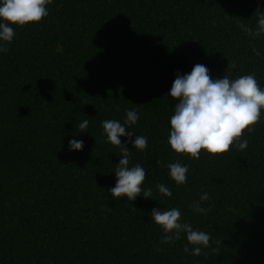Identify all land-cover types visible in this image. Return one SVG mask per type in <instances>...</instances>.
<instances>
[{"label": "trees", "instance_id": "trees-1", "mask_svg": "<svg viewBox=\"0 0 264 264\" xmlns=\"http://www.w3.org/2000/svg\"><path fill=\"white\" fill-rule=\"evenodd\" d=\"M47 8L39 23L9 25L15 37L0 52V264H264V109L243 151L201 150L195 160L167 142L177 73L196 64L214 79L255 73L264 89V36L242 28L255 27L264 0H52ZM128 110L139 119L126 131L148 139L139 151L120 137L129 167L146 171L134 201L111 197L121 149L102 128L109 119L123 125ZM72 139L83 149L70 151ZM176 162L189 169L179 186L166 167ZM205 192L206 216L189 207ZM155 208H178L210 247L185 253L195 247L186 233L161 243Z\"/></svg>", "mask_w": 264, "mask_h": 264}, {"label": "clouds", "instance_id": "clouds-1", "mask_svg": "<svg viewBox=\"0 0 264 264\" xmlns=\"http://www.w3.org/2000/svg\"><path fill=\"white\" fill-rule=\"evenodd\" d=\"M259 2V0H258ZM52 0H0V52H7V44L15 37L13 27L24 26L29 23H39L48 16L47 5ZM257 23L255 27L242 26L243 31L253 38L264 36V12L256 10ZM235 65H233L234 67ZM168 95L177 103L174 114L170 118V132L168 144L177 154L187 155L192 159L200 158L201 150L212 155H222L235 145L243 151L249 141L243 139L245 131L251 133L255 125L261 121V110L264 109V89L255 77V73L230 79L212 78L209 69L203 64H196L190 73H177ZM139 114L135 110L126 111V120L122 125L118 120L102 121L103 133L107 142L121 149L120 161L115 168L116 184L109 189L113 199L126 197L134 201L141 196L142 184L146 178V171L140 165L129 167L131 151L127 143L122 144L120 137H127L134 149L144 151L148 147L145 136L135 135L126 131V125L137 123ZM89 120L78 124L81 132H85ZM70 151L82 150L83 140H69ZM159 163V162H157ZM170 178L179 186L187 183L186 165L179 162L166 165ZM159 193L171 197L172 192L164 184L156 185ZM152 196V190H144L143 197ZM207 192L200 196L199 201L189 207L193 212L207 215L211 208L201 207L209 201ZM151 219L163 230L161 243L171 244L180 239L181 233H186L189 244L195 246L190 249L185 245L183 251L192 256L202 254V248L210 247V235L203 231L193 230L191 224L181 223V211L178 208L161 211L155 208L151 211ZM217 245L221 242L217 241ZM213 253L219 254V248H212ZM207 255V253H205Z\"/></svg>", "mask_w": 264, "mask_h": 264}]
</instances>
